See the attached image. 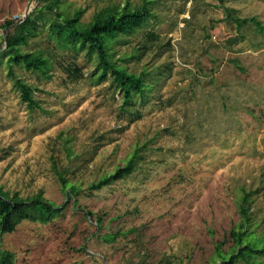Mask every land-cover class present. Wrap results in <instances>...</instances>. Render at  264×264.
<instances>
[{"label":"rangeland","instance_id":"rangeland-1","mask_svg":"<svg viewBox=\"0 0 264 264\" xmlns=\"http://www.w3.org/2000/svg\"><path fill=\"white\" fill-rule=\"evenodd\" d=\"M50 1L0 0V49L13 32L7 21L20 24ZM143 1L59 0V10L83 9L88 23L105 6ZM145 1L155 20L113 46L116 56L130 57L147 30L160 38V48L128 63L150 85L139 118L120 110L109 82L94 84L91 61L58 51L40 22L24 49L51 55V78L12 68L34 89L36 108L21 103L0 65V189L24 199L41 192L64 207L45 226L24 221L12 234L0 232V250L14 264H211L214 244L238 223L242 186L259 189L255 224L264 228V30L237 29L226 16L254 17L264 28V0ZM70 63L81 79L62 71ZM137 149L135 173L88 189ZM53 162L79 188L76 198H68ZM107 234L117 235L114 243Z\"/></svg>","mask_w":264,"mask_h":264},{"label":"trees","instance_id":"trees-1","mask_svg":"<svg viewBox=\"0 0 264 264\" xmlns=\"http://www.w3.org/2000/svg\"><path fill=\"white\" fill-rule=\"evenodd\" d=\"M143 2L140 6H132L128 2L124 6L114 4L105 6L94 13L90 22L83 23L81 22L85 13L83 9L78 8L71 16L65 15L59 10V0H51L48 4H43L44 9H38L28 15L20 24L13 26L7 21L4 28H12L13 32L8 31L5 34V47L0 49V65H6V75L11 79L14 90L19 93L21 103L30 110L37 107V101L33 97L34 89L15 76L12 68L49 80L55 65L51 55L46 54L47 51L44 49L34 51L24 49L38 33L40 22L41 27H48L46 37L54 43L58 51L72 53L74 57L83 56L91 61L94 64L91 71V80L94 84L109 82L114 92H119L120 110L130 113L134 118H139L140 112L136 106L139 101H146V92L150 85L145 80V72L138 74L129 71L128 63L129 60L139 62L153 46L160 48V38L154 31L147 30L143 34L144 41L133 48L134 53L130 57L116 56L117 53L113 50V46L123 43L124 38L150 24L152 19L155 20V15L150 9L151 3L145 0ZM231 12H226L227 19L235 24L237 29L245 25H254L256 30L263 32L264 28L256 18L239 19L232 16ZM61 67L70 81L82 78V73L76 63L61 65ZM140 152L138 149L135 150L123 165L117 166L112 173L101 175L97 181L88 186V189L96 191L116 181L126 180L137 171L141 163ZM62 173L63 171H60L53 162V174L61 187L64 190L68 189V198H76L80 191L79 188L70 184ZM260 197L262 196L259 189L240 187L235 202L238 223L228 232V239L214 244V260L211 264H263L264 228L260 229V223L255 224L254 213ZM63 208L45 200L41 192L24 199L17 193L9 196L0 189V232L12 234L24 221L45 226L59 217ZM100 222L101 220L98 219L97 224ZM116 237L117 235L107 234L104 240L114 243ZM225 243H229V246L223 250ZM170 263V260L165 259L159 264ZM0 264H14V255L0 250Z\"/></svg>","mask_w":264,"mask_h":264}]
</instances>
